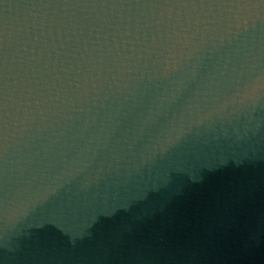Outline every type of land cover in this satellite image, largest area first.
Returning <instances> with one entry per match:
<instances>
[{
  "label": "water",
  "instance_id": "1",
  "mask_svg": "<svg viewBox=\"0 0 264 264\" xmlns=\"http://www.w3.org/2000/svg\"><path fill=\"white\" fill-rule=\"evenodd\" d=\"M161 2L2 0L0 99L55 95L69 85L75 89L89 72L106 75L130 38L150 41L155 35L149 29L136 33V25L151 23L157 10L146 5ZM239 2L253 12L264 9L261 0ZM257 24L231 45L240 56H227V45L225 55H206L197 80L129 150L124 134L167 85L143 83L137 99L113 120L109 148L115 151L101 149L94 161L93 168L105 169L99 183L81 190V176L35 202L14 228L0 232V264H264V100L241 105L237 95L248 92L240 73L243 52L257 38L264 47V23ZM210 75L213 82L197 97ZM189 101L193 119L195 105L201 115L227 108L151 157V144L167 135L173 113L179 119L183 112L187 121ZM82 121L54 124L34 142L37 184L62 166L61 154Z\"/></svg>",
  "mask_w": 264,
  "mask_h": 264
},
{
  "label": "clouds",
  "instance_id": "2",
  "mask_svg": "<svg viewBox=\"0 0 264 264\" xmlns=\"http://www.w3.org/2000/svg\"><path fill=\"white\" fill-rule=\"evenodd\" d=\"M261 5H264V0H261ZM146 7L157 11L153 13L151 23H137L136 33L149 29L155 35L150 41L147 36L144 39L138 35L136 39L130 38L126 42L130 47L123 52L118 51L103 70L106 75L98 73L93 76L89 72L75 89L69 85L55 95L37 93L32 96L30 92L27 98L12 103L6 95L0 99V232L14 228L35 202L48 198L65 184L78 181L81 176L83 179L78 181L81 190L99 183L105 169L102 165L93 168L94 161L101 149L115 151L114 147L109 148L113 120L129 100L137 99V92L143 83L160 87L156 82L166 81L167 85L158 96V103L149 104L143 118L134 119L124 134V143L129 150L143 137L145 129L162 114L166 116L165 109L175 104L184 90L197 80L199 67L206 55H225L227 45V56H240L241 49L231 45L238 38H246L256 31L257 21L264 23V9L253 12L250 6L239 0H162ZM128 35L132 37L134 34L130 32ZM262 64L264 47L257 38L243 52L240 64V73L247 77L248 88L244 95L237 94L241 105H258L264 100ZM207 80V84L201 83L197 87V97L200 88L209 87L214 77L210 75ZM113 103L117 104L114 110ZM192 107L189 101L187 121L183 112L179 119L173 113L167 135L151 144V157L165 152L195 126L221 115L227 104L213 107L202 115L200 106L195 105L196 119L191 117ZM82 116L83 121L74 134L73 143L66 145L67 151L61 154L62 166L46 182L37 184L35 176L40 165L37 162L39 153L32 152L34 142L54 124L81 121ZM75 127V124L69 125L70 129ZM66 135L67 132L60 134ZM59 139L54 143H58ZM143 160L141 155L140 162Z\"/></svg>",
  "mask_w": 264,
  "mask_h": 264
}]
</instances>
